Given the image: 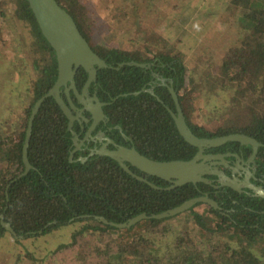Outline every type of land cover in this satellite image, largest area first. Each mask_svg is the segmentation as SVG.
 <instances>
[{
  "label": "trees",
  "instance_id": "obj_1",
  "mask_svg": "<svg viewBox=\"0 0 264 264\" xmlns=\"http://www.w3.org/2000/svg\"><path fill=\"white\" fill-rule=\"evenodd\" d=\"M176 1L180 2L173 0L171 8L179 14L170 18L158 0H103L102 5L101 0H56L106 64L97 70L89 93L104 104L107 136L153 161L192 159L197 149L182 139L170 115L176 114L170 87L186 126L197 138L243 134L261 144L255 165L258 177L264 176V0H201L210 9L209 17L221 2L224 6L219 19L206 27L209 44L222 47L213 69L216 75L209 76L214 84L196 83L188 73L180 42L195 32L203 34L199 24L202 27L205 20L196 19L198 13L189 17L184 8L188 4ZM98 21L108 24L110 32L94 42L97 34L92 28ZM229 29L235 35L228 34ZM121 37L132 38L122 47ZM56 79L55 53L26 0H0V247L7 245L14 264L37 259L27 241L57 232L65 233L66 240L35 264H264V199L249 190L237 193L218 185L214 189V183L165 190L169 183L145 178L159 188L153 189L107 156L94 155L82 163L79 159L87 153L78 152L70 161L74 146L68 120L52 97L42 102L34 117L26 152L31 168L24 173L22 150L30 115ZM86 79L79 69L74 82L79 86ZM204 89L208 105L213 95L219 100L209 106L216 115L209 126L199 119L196 106ZM238 148L239 143L227 142L205 153ZM243 151L250 154L251 148ZM207 179L212 183L216 177ZM205 195L220 210L198 203L182 216L148 218L127 228L109 225L124 224L140 214H160Z\"/></svg>",
  "mask_w": 264,
  "mask_h": 264
},
{
  "label": "water",
  "instance_id": "obj_2",
  "mask_svg": "<svg viewBox=\"0 0 264 264\" xmlns=\"http://www.w3.org/2000/svg\"><path fill=\"white\" fill-rule=\"evenodd\" d=\"M26 2L31 9V12L38 24L42 36L45 38V40L55 53L57 62V79L51 90L36 102L30 115L22 150L24 173L28 172L31 168L27 160L26 152L31 135L33 120L42 102L46 98L52 97L68 119V130L71 131L73 122L76 121L79 115L77 114V117H73L71 113V110H76V107L69 99V90L74 91V94L78 98V100L82 99L78 96L74 86V76L77 70L82 69L87 74V82L84 87L85 95L90 84L95 81L97 70L106 68L105 62L92 51L91 47L81 35L73 18L68 12H66L61 6H59L56 0H26ZM129 65L141 68L145 67L144 65L137 63H129ZM121 66H123V64ZM61 88H64L68 106L60 97ZM169 93L172 97L176 109V114L170 112V115L179 135L187 144L198 150L197 154L192 159H190L189 161L157 162L145 158L133 148H126L123 146H119L114 151H110L105 149V147H102L100 150L94 152L93 154L111 158L119 164L124 172L140 182L147 183L153 189L159 188L148 183L144 179L135 176L130 171L128 166L135 168L137 171L149 177H155L171 184L165 190H172L189 183H204L210 185V181L205 177L206 175H209L216 177L221 187L230 188L237 193H242L243 190H249L253 196L264 199V190L261 187H257L248 181L250 173H247L245 179L241 181L234 176L228 177L224 174V172L218 170V168L216 167L217 165L223 166L225 168L228 167V162L227 160H225V157H230L231 155L211 156L203 154L204 149L211 150L214 148H218L227 142H236L241 146L251 147L253 155L249 161H252L257 155L258 148L261 147V144L243 134H231L212 139L197 138L186 126L178 97L174 90L170 87ZM93 101L95 102V104H93L94 106H86L84 102H82L81 104L85 107V110L92 117H94L95 122H97L98 120H104L105 117L101 110L102 104L98 102L96 97H94ZM73 136L75 135L73 134ZM75 140L76 138L73 139V141ZM109 143L111 142L109 141ZM75 146L77 147V149L79 148V146ZM73 153L74 151H72L69 156L70 161H72ZM234 157L238 159L237 156ZM79 160L83 163L87 159L81 158ZM206 163H209V167L208 165H206ZM239 169H241V167H239ZM198 203L205 204L213 208L214 210H216L218 207L217 203H215L212 199L208 198L207 196H203L191 199L178 207L167 210L160 214L151 215L150 217H147L145 214H140L124 224L110 223L109 225L115 226L117 228H127L134 226L141 220H146L148 218L161 220L184 213ZM97 220L101 221L104 224H108V222L103 218H97ZM2 226L16 238L15 233L12 231L10 225L2 222Z\"/></svg>",
  "mask_w": 264,
  "mask_h": 264
},
{
  "label": "rangeland",
  "instance_id": "obj_3",
  "mask_svg": "<svg viewBox=\"0 0 264 264\" xmlns=\"http://www.w3.org/2000/svg\"><path fill=\"white\" fill-rule=\"evenodd\" d=\"M103 4V0H101ZM84 4H90L91 0H82ZM173 0H170L167 3H162L161 1L158 0V5L160 6L159 8L163 11V13H166L167 17H173L176 18V15L179 14L177 13L176 10H173L172 7ZM206 2L203 3L201 0H180V2L176 1V4L182 5V4H188V6L184 7L185 11H187L188 16L192 17L195 16V14L198 13V16L196 17H202L205 20V23L201 27L199 24V27L201 29V32L203 34H198L197 32L193 33L192 37L189 38V40H182L180 42L181 46L183 47V53H184V59H185V65L188 69L189 75H193L195 82L196 83H201V84H208L207 82L214 84L216 81L213 78H210L209 76H214L216 75V72L213 71L214 67L218 64V60L221 56V50L222 47L219 45V48H213L211 44H209V37L211 36L209 33L210 31H207V26L208 25H213V23L219 19L221 16L220 13L224 10L222 9L223 3L221 2V5H219V10L218 12L212 14L209 17L210 14V9L209 7L205 4ZM195 11V12H194ZM118 15L121 17L118 13ZM220 15V16H219ZM153 14H150L148 17L153 18ZM219 16V17H218ZM112 19V14L109 16ZM147 18L145 19L146 23H149V26H153V20ZM195 21L198 23L199 20ZM107 22V21H106ZM103 25H105L103 27ZM105 22H99L95 25V27L92 28L93 32L97 35H95L94 42L98 41L99 35H105L108 32H110V28L107 26ZM205 25V27H204ZM162 32V30L160 31ZM230 32V35L234 34L233 30L229 29L228 34ZM165 32L162 33L164 36ZM229 35V36H230ZM132 37L128 39H124L121 37V46L125 47L129 44V40ZM198 41H197V40ZM8 42L5 47H9V43L11 41V38L9 36V39L7 38ZM203 42L204 45L200 46V43ZM26 47V44H25ZM127 48V47H126ZM6 53V52H5ZM198 97V96H196ZM209 95L205 94V89L203 90L202 93H200L197 101H196V106L200 108V115L199 119L201 120L202 123L206 124L209 126V120L211 125L214 124L215 117L216 115H213V112L211 108L209 107L210 105H218L219 100L214 99V95L211 96L212 100L210 102V105H208L207 98ZM231 113H227L226 115H230ZM3 118L8 116L7 114H2ZM235 116V115H234ZM233 116V117H234ZM201 208V207H200ZM185 213V212H184ZM184 213H181L180 216L185 215ZM66 235L63 232H57L53 233L51 235L45 236L43 238H32L29 241H27V249L30 251V254L35 256L37 259L41 258L46 251L53 250L57 245H59L61 242L66 240ZM1 244V243H0ZM3 245L0 247V264H14L16 261V258L14 255H11L12 252L9 250L7 245L5 243H2ZM28 253V252H27ZM36 259V260H37ZM36 260L32 261V263H27V261L21 262V264H35Z\"/></svg>",
  "mask_w": 264,
  "mask_h": 264
},
{
  "label": "flooded vegetation",
  "instance_id": "obj_4",
  "mask_svg": "<svg viewBox=\"0 0 264 264\" xmlns=\"http://www.w3.org/2000/svg\"><path fill=\"white\" fill-rule=\"evenodd\" d=\"M74 79H75V76H74ZM86 82H87V79L83 82V84H81V85L78 84L79 86H77V84L74 85L78 96L82 98L81 100H78V98L75 96L73 90H69V99L72 102V104L76 107V110H73V111L71 110V113H72L73 117H77V114L79 115V117H77L76 121L73 122L72 130L71 131L68 130V131L72 135V141L74 138H76V140L73 141L74 153H78V152L87 153V157L84 159H87L88 157L94 156L93 153L100 150L102 147H105V149H107V150L114 151L119 146H121L118 143H115L114 140L110 139L107 136V131L105 129L104 120H98L97 122H95L94 117H92L85 110V107L81 104L82 102H84L86 104V106H88V105L94 106L93 104H95L93 99L96 96L89 93L90 86L88 87L86 94L84 95V87L86 85ZM61 89H62V92H61ZM61 89H60V97H61V93H62L65 101L62 97H61V99L68 106L67 97L65 96V93H64V88H61ZM98 102H99V100H98ZM100 104H102V106H101V110H102L104 107V104L103 103H100ZM67 129H68V124H67ZM72 133L75 136H73ZM109 141L111 143H109ZM74 144L79 146V148L77 149V147ZM242 147L246 148V147H250V146H241L239 144V148L236 151L231 152V153H228V152L227 153H205L206 151H209V150L204 149L203 154L204 155H211V156L231 155L230 157H225V160H227V162H228V167L225 168L223 166L217 165L216 167L218 168V170H220L221 172H224V174L228 177L234 176L241 181H243L245 179L247 173H250L248 181L257 187H261L264 190V176L258 177L259 172L257 171V166L255 165V158L257 155L254 157V159L252 161H249L253 155L252 149H251V153L248 154V153H245L243 151ZM197 152H198V150H197ZM197 152H196V154H197ZM74 153H73V155H74ZM234 156H237L238 159H236ZM217 162H219V161H217ZM206 165H208V167H209V163H206ZM128 167H129V169L130 168L133 169V171L131 169H130V171L135 176H138L141 179L145 180V178L149 177V176L137 171L135 168H132L131 166H128ZM239 167H241V169H239ZM234 171H235V173H234ZM205 177L208 178L209 175H206ZM213 183H214V185H212ZM210 185H212V188H214V189L217 188L216 185L220 186L217 179L213 180L212 183H210ZM244 191L245 190H243V192ZM205 196L208 197V195H205ZM216 210H220V208L217 207Z\"/></svg>",
  "mask_w": 264,
  "mask_h": 264
},
{
  "label": "clouds",
  "instance_id": "obj_5",
  "mask_svg": "<svg viewBox=\"0 0 264 264\" xmlns=\"http://www.w3.org/2000/svg\"><path fill=\"white\" fill-rule=\"evenodd\" d=\"M171 185V184H170Z\"/></svg>",
  "mask_w": 264,
  "mask_h": 264
}]
</instances>
